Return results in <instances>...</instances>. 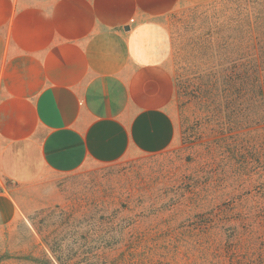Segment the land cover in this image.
Wrapping results in <instances>:
<instances>
[{
  "label": "rangeland",
  "instance_id": "rangeland-1",
  "mask_svg": "<svg viewBox=\"0 0 264 264\" xmlns=\"http://www.w3.org/2000/svg\"><path fill=\"white\" fill-rule=\"evenodd\" d=\"M224 1L180 6L159 22L164 41L160 60L174 82L167 112L176 138L168 150L89 164L73 174L43 172L30 187L0 179V193L9 192L21 213L0 226V264H57L56 259L96 264L97 235L104 226L139 233L138 250L149 264L212 262L210 230L182 216L191 217L196 203L223 204L230 194L255 193L264 181L259 178L264 125L221 135L215 123L229 112L224 101L220 109L218 102L237 93L229 90L226 59L242 55L236 16L240 1H230L229 14ZM243 93L256 96L253 88ZM238 104L242 113L241 100ZM247 224L263 257L257 264H264V217Z\"/></svg>",
  "mask_w": 264,
  "mask_h": 264
},
{
  "label": "crops",
  "instance_id": "crops-1",
  "mask_svg": "<svg viewBox=\"0 0 264 264\" xmlns=\"http://www.w3.org/2000/svg\"><path fill=\"white\" fill-rule=\"evenodd\" d=\"M213 1L0 0V179L30 187L43 172L168 150L174 82L159 22ZM20 216L0 193V226Z\"/></svg>",
  "mask_w": 264,
  "mask_h": 264
},
{
  "label": "trees",
  "instance_id": "trees-1",
  "mask_svg": "<svg viewBox=\"0 0 264 264\" xmlns=\"http://www.w3.org/2000/svg\"><path fill=\"white\" fill-rule=\"evenodd\" d=\"M230 1H224L228 3L226 6L228 14L231 11ZM239 1L240 6L236 7L238 14L236 16L238 22L241 23L239 47L242 55L226 59L228 64L226 70L229 74L227 78L230 82L229 90L237 93L231 95V98L227 94V98L224 96L223 100L218 102L219 109L223 101L225 111L229 109V112L226 111V118L215 120L217 131L221 135H231L232 132L236 133L235 131L242 128L250 129L252 126L264 125V0ZM250 3H255V5L252 6ZM226 18L232 20L230 15H226ZM221 41L227 45V42ZM218 43L219 38L216 40L217 46L220 45ZM249 88L254 89L255 97L247 98L244 95L243 92ZM240 92L241 95H239ZM239 100L243 105L242 113L238 104ZM231 138L235 139L234 136L229 139ZM263 145L261 144L259 150ZM242 170L244 171V166ZM261 171H264V165L260 167L259 178L264 177V172L261 175ZM259 185L260 187L255 193L246 191L244 194L243 192L230 194V198L225 199L223 204L212 203V200L193 204L190 207V210L193 211L192 216L185 218L182 216L183 220L193 219V222L196 221V226L199 229L210 230V235L207 236L214 250L211 253L213 260L209 264L263 263L261 252L256 248V238L247 224L250 218L264 217V181ZM256 202L260 205L259 209L256 207ZM136 223H138L136 220L132 222L133 225ZM120 226L122 225L118 227ZM111 229L113 228L104 226L99 233L97 232L99 242L96 247V264H149L146 254L144 258L143 252L139 251L140 248L138 250L139 233L133 229L130 232H125V230L116 232ZM112 233L115 236L108 235ZM86 235L84 234V236ZM87 238L85 237L84 240ZM51 252L54 253V251ZM107 252H111L110 257L106 254ZM112 252L114 253L113 257ZM56 261L57 264H66L59 259ZM47 264L52 263L48 261Z\"/></svg>",
  "mask_w": 264,
  "mask_h": 264
},
{
  "label": "water",
  "instance_id": "water-1",
  "mask_svg": "<svg viewBox=\"0 0 264 264\" xmlns=\"http://www.w3.org/2000/svg\"><path fill=\"white\" fill-rule=\"evenodd\" d=\"M128 30V28H126Z\"/></svg>",
  "mask_w": 264,
  "mask_h": 264
}]
</instances>
